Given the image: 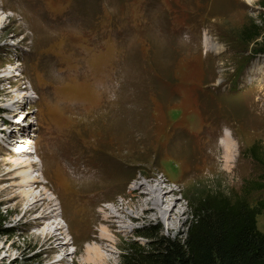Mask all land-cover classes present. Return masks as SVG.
Segmentation results:
<instances>
[{
    "label": "rangeland",
    "instance_id": "374dc122",
    "mask_svg": "<svg viewBox=\"0 0 264 264\" xmlns=\"http://www.w3.org/2000/svg\"><path fill=\"white\" fill-rule=\"evenodd\" d=\"M258 28L264 0H0V264H54L39 254L33 223L41 208L24 216L37 194L28 193L25 174L45 191L37 203L58 204L59 196L64 204L52 221L70 242L56 255L68 254L66 264H81L89 245L71 254L81 210L99 212L113 198L128 203L131 187L152 177L175 190L182 183L178 229L128 225L101 251L108 264H121L131 244L147 248L140 235L184 238L202 197L230 195L251 207L264 200L255 185L264 168L250 152L255 146L264 159V44L241 37ZM134 126L143 145L109 144ZM227 136L231 175L218 159L211 177L184 176L209 168L202 153ZM256 228L264 234V214Z\"/></svg>",
    "mask_w": 264,
    "mask_h": 264
},
{
    "label": "bare ground",
    "instance_id": "6f19581e",
    "mask_svg": "<svg viewBox=\"0 0 264 264\" xmlns=\"http://www.w3.org/2000/svg\"><path fill=\"white\" fill-rule=\"evenodd\" d=\"M20 99L21 102H13L11 106L15 107V104L18 103L19 106H22L25 96L20 97ZM20 130L23 131V129ZM20 130L18 131L19 134ZM127 132V136H124V138L118 135L114 138L112 137L109 144L113 146L117 144L120 145V143H122L121 141L124 139L125 142H133L131 144H138L141 146L144 144V141H146L141 137L140 139H138L139 137L136 138V134L139 132L136 126H134L133 129H129ZM128 134L129 138L127 139ZM99 136L101 139L98 140L101 141H103L106 137L102 132H99ZM18 140L19 139L15 140V142L18 143ZM131 144L128 146H131ZM20 149L21 154L31 152L30 150L26 151L23 148ZM208 149L209 152L202 153L201 157L205 158L202 162H209L208 164H210V167L206 170L204 169V171L187 169L184 173L186 178L190 179L193 176H197L198 173L202 175L201 177H211V175L216 171L217 162L219 161L218 159H220L223 163L226 174L231 175L233 173L234 169L231 166L233 165L235 145L230 137L227 136L223 138L218 147H209ZM147 151L148 150H145L143 153H146ZM139 153L141 154V152ZM146 154L149 156L148 152ZM220 155H222V158ZM198 162L201 163L200 161ZM24 165L25 167H32V163L27 161L24 162ZM23 179V184L29 188L28 193L32 194L37 191V194L32 198L34 200L33 203H30L24 209V216H26L28 212L41 208L40 215L33 223V225L39 230V233L35 235L38 239L39 237L41 239V242H39L41 243V251L39 254L41 255L47 253L52 255L51 259H54V264H66L68 254L63 253L58 258L56 255L59 251L65 252L66 247L70 242L65 241L67 234L63 232L59 223L52 221V219L56 217L55 214L57 212V208H61V206L64 205L61 202L62 200L59 196H57L58 204H54L51 200H46V202L42 204L37 203L39 200L44 201L47 199L45 197L44 189L36 185L40 182L37 181V179L29 178L26 174L23 176ZM90 181L93 180L89 179L84 183H88ZM177 185L179 190L171 188L168 182H161L155 177H152V180L147 183L135 184V186L131 187V189H135L136 187L138 188L129 194L131 195L130 197L132 200L128 203H125V201H115L113 198L111 200V206L102 207V210L99 212L91 213L81 210L82 214L77 213L80 218L79 223L81 224V235L78 238L76 237V239L72 238V245H75L77 248L71 254L76 255L82 253L83 250L80 243H87L89 245L84 248V258L81 264H108L112 260L111 257L109 255H103L101 251L106 252L108 249L112 248L114 245V242L112 241L113 235L115 234L118 236V232L120 233L121 229L126 230L129 228L128 225H132L137 222L144 224L150 222L151 220H155L160 224L166 225L168 229L177 230V224L182 221V217L185 214V211L180 207V199L177 198V194L182 193V183H177ZM41 196L44 198L39 199ZM164 205L165 207L163 208ZM61 214L65 218L64 211H62ZM67 229L69 235H72L70 225H67Z\"/></svg>",
    "mask_w": 264,
    "mask_h": 264
},
{
    "label": "trees",
    "instance_id": "16d2710c",
    "mask_svg": "<svg viewBox=\"0 0 264 264\" xmlns=\"http://www.w3.org/2000/svg\"><path fill=\"white\" fill-rule=\"evenodd\" d=\"M264 28L241 32L248 42L263 37ZM264 53V50H260ZM250 152L264 168V159ZM264 190V173L256 184ZM191 220L184 238L170 240L140 235L150 240L147 248L131 244L122 255L121 264H264V234L256 228V217L264 214V200L251 207L246 199L217 194L205 196L192 206ZM4 223L0 212V227Z\"/></svg>",
    "mask_w": 264,
    "mask_h": 264
}]
</instances>
